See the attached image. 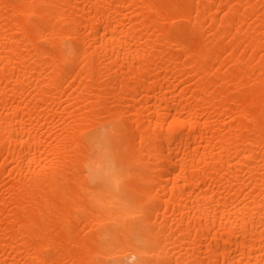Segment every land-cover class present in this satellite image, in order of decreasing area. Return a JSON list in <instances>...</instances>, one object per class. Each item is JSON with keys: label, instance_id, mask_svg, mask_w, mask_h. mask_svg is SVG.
Wrapping results in <instances>:
<instances>
[{"label": "bare ground", "instance_id": "1", "mask_svg": "<svg viewBox=\"0 0 264 264\" xmlns=\"http://www.w3.org/2000/svg\"><path fill=\"white\" fill-rule=\"evenodd\" d=\"M0 264H264V0H0Z\"/></svg>", "mask_w": 264, "mask_h": 264}]
</instances>
